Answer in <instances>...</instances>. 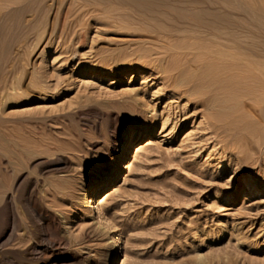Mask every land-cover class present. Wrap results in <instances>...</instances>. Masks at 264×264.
Listing matches in <instances>:
<instances>
[{
  "label": "rangeland",
  "instance_id": "1",
  "mask_svg": "<svg viewBox=\"0 0 264 264\" xmlns=\"http://www.w3.org/2000/svg\"><path fill=\"white\" fill-rule=\"evenodd\" d=\"M4 1L0 264H108L114 235L115 264H264V139L224 152L214 145L218 137L201 117L203 108L173 93L162 65L151 63L163 57L149 30L159 27L157 5L165 0H103L88 13L74 10L64 27L66 45L55 35L56 13H35L43 0L7 2L15 9ZM228 1L245 14L255 11L263 23L254 25L264 31V1ZM68 45L79 48L78 60ZM146 51L155 60L136 58ZM256 125L264 130V123ZM148 131L139 143L134 135ZM124 136L125 166L103 196L106 224L89 213L84 196L114 168ZM136 145L141 151L133 157ZM249 177L261 192H246ZM31 194L45 220L29 207Z\"/></svg>",
  "mask_w": 264,
  "mask_h": 264
},
{
  "label": "bare ground",
  "instance_id": "2",
  "mask_svg": "<svg viewBox=\"0 0 264 264\" xmlns=\"http://www.w3.org/2000/svg\"><path fill=\"white\" fill-rule=\"evenodd\" d=\"M150 1H155V0H150ZM165 1L164 3L169 2L168 0ZM184 1L182 0L181 5L178 7L174 5V2H171V4L169 2L168 5L167 4L164 5V3L161 1V3H163V7L161 4H160L161 7L157 5V8H159L157 9V11L158 10L160 11V9H162V12L160 13L161 16L163 15V19H159L160 18L159 15H158L159 16L158 19L157 17L156 19L154 18L155 20H157L156 22L159 23L161 22V23L160 25L158 24L159 27L153 30H151L150 28L149 33L153 35L152 37H150L151 38L150 40L153 41V43L156 42L161 44V46L157 47V49L158 51L161 50L162 52H156V54L162 53L163 57L162 56L161 58L158 57V59L156 60L151 58L152 60H155V61H151V63L154 65L155 63L162 65L163 73L168 74V80L171 81L170 86L173 85L175 91L173 93L178 95V97L181 96L184 98L186 97L189 102L193 103L194 106L203 108L201 117L206 120V122L209 124L210 129H212L213 133L216 134L215 136L218 137L217 138L218 140L214 145L222 144L221 149L225 152L228 149L232 150L233 149V148L231 149L232 145L243 147L245 149L248 146H250L252 143H260L264 139V130H261L260 128L258 129L256 123L258 124L264 123V31L259 26L256 27V24L254 25V22H256L257 24H259V22L263 23L262 18L260 16H256V15L254 16L255 11H252L254 12V14H252L251 12L252 15H250L249 13H248L249 15L243 13L241 11L243 6L241 7L240 5H238L237 8L233 7V5H231V3L228 0H184ZM7 2H10V0H7ZM7 2L4 1L3 3L6 4ZM13 2L14 4L18 5L21 1L11 0V3ZM101 2L104 1L103 0H43L39 5V7H37L38 9L35 13L38 12H41L43 14L44 13L49 14L52 12L56 13L58 18V19L56 18V20L59 23L58 22L56 23L55 21V24H57L59 28H56L55 30L56 34L55 33L54 34L58 37L60 42L66 45L69 43V41H68V35L66 34V30L64 29V27L66 26L65 23L66 20L68 19V16H70L74 10L75 11L80 10L79 12H82L81 14L78 12V15L79 14L82 15L85 12L88 13V11L84 12V10H86L88 6L98 5ZM111 2L109 0V3ZM155 2L157 3V1ZM11 3L10 4L7 3V5L11 6ZM26 3L28 4V2ZM133 3L136 4V1ZM152 3L153 2H151V4ZM234 4H236L235 1ZM5 6L3 7L1 6V7L4 8ZM32 6L33 5L29 7ZM139 7H137V9ZM143 7L146 8L147 6L146 7L143 6ZM153 7L151 8L153 9ZM6 9L7 8L5 7V10ZM141 9L142 8H140V10ZM154 9L156 13L157 12L156 8L154 7ZM21 10L24 11L25 9L22 8ZM92 11L96 12V10H92ZM142 11L146 12L145 9H142ZM151 13L149 12V14ZM80 15L78 17H80ZM151 15L150 17L152 18L154 16V13L152 16ZM62 18H63V23H62L63 25L62 28L60 29V22ZM77 21L79 22V19ZM81 21L82 19L80 20V22ZM121 22L123 23V20ZM71 24H70V28H71ZM146 25L148 26V24ZM46 27L47 25L44 27V29H46ZM54 34L52 37H55ZM84 36L83 37L80 36V38H84ZM80 41L82 42V45L83 44L85 45L84 43L85 39L83 40L81 39ZM177 41H182V42H177ZM68 49L69 50L72 49V45L71 46L68 45ZM71 51H72V55H71L72 58L74 60H78L79 48L72 49ZM65 53H67V51ZM152 55L153 53L147 51L143 53L140 52V54L138 53L136 54V58L137 57H140L142 59L145 58L147 62V58L150 59ZM87 67L88 66L84 67V69H86ZM92 70L95 71L96 67H93ZM188 71L189 72L192 71L190 73L196 71V73L194 72L193 74H188L189 73ZM100 73H102V71ZM15 74H17V72ZM10 75H9V79L13 77V76L10 77ZM6 84H9V81H7ZM47 84L48 83H46V85ZM51 86L50 88H52ZM6 87L8 88V85H6L5 88ZM151 134L152 131H148L142 134L137 133L134 136H137L136 139L140 138L139 143L140 142L142 143V140L144 138H146L147 140L149 138L148 136ZM126 139L127 136H124L119 141L118 153L114 159L115 160L114 168L113 169H111V167L107 168L106 173L98 180H95L94 184L91 186V188L87 191V194L84 196L86 197V202H84V206L89 211V213L97 214V216L100 219L104 220L103 222H106V224L108 223V219L104 217L103 196L106 190L109 188L113 180L112 178L115 177L116 179L117 176L119 175L118 174L119 170L123 169L125 166L124 158L127 149L125 145ZM140 151L141 148L139 147V145L134 146L133 157L138 156L140 154ZM219 168L220 169L226 168V166L224 164H221ZM232 177L234 176L232 175ZM250 179H251L250 177L247 178L244 183V185L247 187L246 192L249 194H255L257 192H261L262 189L260 188V186L255 184L254 182L252 183ZM33 199L34 197L32 194L29 196L28 200L26 199L27 203L29 204V207L32 206L31 208L33 209L34 213L41 220H45L46 219V216L44 215L45 213L42 214L40 213L42 210L38 211L37 209L34 208L36 206L33 207L32 203L35 202ZM105 227H106L105 230L108 233L113 229L112 228L113 226H110V223ZM111 241H112V246H111L112 250L110 253V257L108 256L109 258V263L107 262L108 264H113L119 257V246H118V244H120L119 237L117 235L111 236Z\"/></svg>",
  "mask_w": 264,
  "mask_h": 264
}]
</instances>
